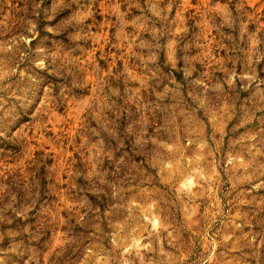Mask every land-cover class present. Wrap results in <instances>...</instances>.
Listing matches in <instances>:
<instances>
[{"label":"rangeland","instance_id":"1","mask_svg":"<svg viewBox=\"0 0 264 264\" xmlns=\"http://www.w3.org/2000/svg\"><path fill=\"white\" fill-rule=\"evenodd\" d=\"M0 264H264V0H0Z\"/></svg>","mask_w":264,"mask_h":264}]
</instances>
